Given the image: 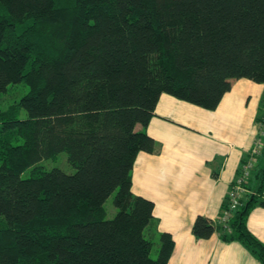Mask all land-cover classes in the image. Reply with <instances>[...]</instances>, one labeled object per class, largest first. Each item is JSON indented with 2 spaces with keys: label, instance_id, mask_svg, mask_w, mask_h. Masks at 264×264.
Segmentation results:
<instances>
[{
  "label": "trees",
  "instance_id": "trees-1",
  "mask_svg": "<svg viewBox=\"0 0 264 264\" xmlns=\"http://www.w3.org/2000/svg\"><path fill=\"white\" fill-rule=\"evenodd\" d=\"M240 79L264 85V0H0V98L27 88L0 105V264H168L172 237L157 233L153 259L154 205L131 191L135 158L156 150L145 129L162 94L213 111ZM61 153L72 173L40 166ZM255 160L230 219L191 232L264 264L247 228L264 147Z\"/></svg>",
  "mask_w": 264,
  "mask_h": 264
},
{
  "label": "crops",
  "instance_id": "crops-1",
  "mask_svg": "<svg viewBox=\"0 0 264 264\" xmlns=\"http://www.w3.org/2000/svg\"><path fill=\"white\" fill-rule=\"evenodd\" d=\"M263 96L264 85L245 79L233 81L213 111L160 96L145 129L156 150L135 158L131 191L154 205L155 242L157 233L172 237L168 264H261L241 244L224 243L218 234L198 240L191 228L198 216L219 223L239 167L250 158L259 134ZM247 228L264 245V207L252 209Z\"/></svg>",
  "mask_w": 264,
  "mask_h": 264
},
{
  "label": "rangeland",
  "instance_id": "rangeland-1",
  "mask_svg": "<svg viewBox=\"0 0 264 264\" xmlns=\"http://www.w3.org/2000/svg\"><path fill=\"white\" fill-rule=\"evenodd\" d=\"M26 91H27V88L22 87V86H10V87H8L7 92L5 94H3L0 98V105H1L2 110L6 111L10 106L17 104L18 100H20V98L22 97V95L24 93H26ZM21 115L24 117L23 112L21 113ZM261 131H263V129H261V126H259V133ZM262 147H264V142L262 144ZM255 159H254V163L256 161ZM40 166H42L45 171H49L53 168H58V169L62 170L65 173H68V174L73 172L72 168H70V166L67 163V157H66L65 153H61L53 159H48V160L42 161L40 163ZM28 174H29L28 172H25L23 174V178H27L29 176ZM113 198H114V195L109 197V199L104 204V208H105L108 219L113 218V216L116 214V210L113 207ZM221 215H220L219 219L222 218L223 215L222 216ZM150 236L152 237V235H150ZM156 244L157 243H155V245L153 246V249L151 252V256L153 259L157 258L156 252H157V246L158 245H156Z\"/></svg>",
  "mask_w": 264,
  "mask_h": 264
},
{
  "label": "built area",
  "instance_id": "built-area-1",
  "mask_svg": "<svg viewBox=\"0 0 264 264\" xmlns=\"http://www.w3.org/2000/svg\"><path fill=\"white\" fill-rule=\"evenodd\" d=\"M263 132L264 131H261L254 140L250 158L239 167L237 178L227 194V209L223 211V216L221 215L222 218L219 219L223 224L230 219L232 213L240 206L245 195L249 193V190L245 187V185L251 177V173L254 168V159L259 156L261 150L263 149Z\"/></svg>",
  "mask_w": 264,
  "mask_h": 264
}]
</instances>
